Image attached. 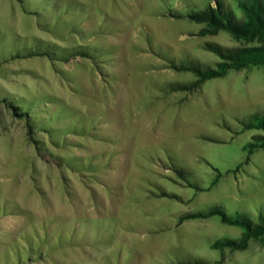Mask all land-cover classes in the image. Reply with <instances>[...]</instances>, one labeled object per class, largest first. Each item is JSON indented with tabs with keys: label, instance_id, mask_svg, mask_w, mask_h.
<instances>
[{
	"label": "rangeland",
	"instance_id": "rangeland-1",
	"mask_svg": "<svg viewBox=\"0 0 264 264\" xmlns=\"http://www.w3.org/2000/svg\"><path fill=\"white\" fill-rule=\"evenodd\" d=\"M213 1L0 0V264H264V235L221 250L211 244L239 226L218 215L179 220L215 205L264 214V147L246 148L263 130L243 129L264 116V64L190 92L168 87L194 78L169 61L214 65L206 41L238 44L171 15ZM220 1L240 13L237 0ZM29 50L56 59L4 60ZM5 96L33 116L65 112L57 124L69 135L55 144L44 133L39 150Z\"/></svg>",
	"mask_w": 264,
	"mask_h": 264
},
{
	"label": "trees",
	"instance_id": "trees-1",
	"mask_svg": "<svg viewBox=\"0 0 264 264\" xmlns=\"http://www.w3.org/2000/svg\"><path fill=\"white\" fill-rule=\"evenodd\" d=\"M213 2L214 5L211 4L212 2H209L206 6L191 9L185 14L171 15L186 17L190 21L201 23L202 26L200 27L198 34L202 36L213 35L220 30H224L229 33L233 39L238 42V44L222 45L216 42L206 41L203 48L213 52L218 57L214 62V65H203L199 63V61L188 56H184L182 58L179 57L185 61H169L168 64H166L169 67L178 71L189 72L194 76L192 80L169 84L168 87L173 90H186L190 92L199 88L200 85L207 79L224 76L230 69L240 70L251 65L264 64V0H237L236 5L240 10L239 14L235 13L233 8H227L224 6V3L220 0H214ZM44 55H47L51 60L56 59L55 52L51 53L49 51L39 52L37 50H29L24 54H12L9 58L4 60L24 57L27 58L32 56L45 57ZM76 55L79 54H70V56L64 61H68ZM85 55L88 56L87 53L83 54V56ZM13 98L14 97L10 98L9 96H5L3 101L7 103V106L11 108L14 113L26 119L28 126L33 130L29 131V134L31 137H33L34 134V139L39 150H47V146H45L46 144L42 138V134L44 133L48 138H51L55 144L62 141L63 138H67L69 132L65 130V126L62 128L61 126L59 127V124H57L60 119L65 118L68 121L67 114L65 112H51L50 115H45L42 112L39 114V112L36 111L33 116L32 108V111H30V108L24 107ZM44 105L48 106L46 104ZM53 114L55 117H53ZM48 116L50 117L49 121H44L43 119ZM252 116L253 120L246 122L243 129L258 128L262 129L263 132L252 135L253 140L249 141L246 145L249 153H252V151L258 147H264V116L260 115L258 112L253 113ZM37 133H40L41 135H39V137H35V134ZM56 136L62 137V139H54ZM49 153H51V151H49ZM53 156L56 155L53 154ZM67 157H69V159ZM67 157L60 156L63 160L61 163L63 165L67 164L68 166L71 165V162L75 157L70 155ZM175 171L182 174L181 168H175ZM216 181L217 179H215L212 183H215ZM189 184L193 185L191 183ZM212 215H218L223 223L239 226L242 229L238 237L234 238L227 236L216 239L211 244L212 248L221 250L228 248L230 251L244 250L246 249L250 239H259L264 235V214L259 213L256 220H253L241 213H236L234 216H230L218 205H215L206 211L185 212L181 214L179 220L182 221L189 218H207ZM41 241L42 240L38 242L37 246L29 249L38 250V247L42 243ZM26 242L32 246V241L30 239H27ZM62 242L63 241H60L58 243L59 246ZM47 246L50 248V242ZM40 252L41 251L38 250L35 253L38 255ZM20 257L21 260L18 259V264H23L25 262L24 257ZM216 262L221 263V260H217ZM192 264L210 263L193 262Z\"/></svg>",
	"mask_w": 264,
	"mask_h": 264
}]
</instances>
